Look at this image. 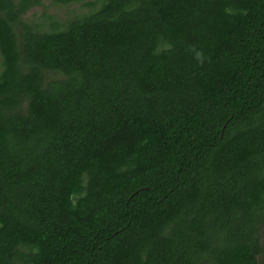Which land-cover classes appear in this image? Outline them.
Segmentation results:
<instances>
[{
  "label": "trees",
  "instance_id": "1",
  "mask_svg": "<svg viewBox=\"0 0 264 264\" xmlns=\"http://www.w3.org/2000/svg\"><path fill=\"white\" fill-rule=\"evenodd\" d=\"M44 1L0 0V264H264V0Z\"/></svg>",
  "mask_w": 264,
  "mask_h": 264
},
{
  "label": "rangeland",
  "instance_id": "2",
  "mask_svg": "<svg viewBox=\"0 0 264 264\" xmlns=\"http://www.w3.org/2000/svg\"><path fill=\"white\" fill-rule=\"evenodd\" d=\"M101 0H82L69 5L54 4L50 0L43 2V5L36 6L23 15V20L29 25H37L41 30H49L55 22L66 23L76 16L86 14L92 10V4ZM2 57L0 54V69ZM260 237L264 244V224L260 227ZM261 259V258H260Z\"/></svg>",
  "mask_w": 264,
  "mask_h": 264
},
{
  "label": "clouds",
  "instance_id": "3",
  "mask_svg": "<svg viewBox=\"0 0 264 264\" xmlns=\"http://www.w3.org/2000/svg\"><path fill=\"white\" fill-rule=\"evenodd\" d=\"M189 50L194 53V58L198 61V63L202 65L205 62L203 51L197 50L195 46H190Z\"/></svg>",
  "mask_w": 264,
  "mask_h": 264
}]
</instances>
